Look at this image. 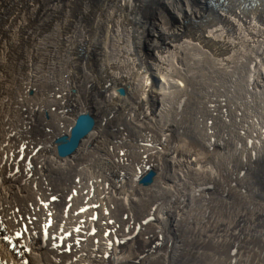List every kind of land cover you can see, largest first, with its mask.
Masks as SVG:
<instances>
[{
	"label": "bare ground",
	"instance_id": "6f19581e",
	"mask_svg": "<svg viewBox=\"0 0 264 264\" xmlns=\"http://www.w3.org/2000/svg\"><path fill=\"white\" fill-rule=\"evenodd\" d=\"M158 1L0 0V220L23 229L27 246L13 257L0 241L6 264H264V20L229 10L202 21L210 0H187L185 12L163 0L186 22L176 32L157 18ZM227 17L240 32L246 21L244 36L232 40ZM227 42L234 48L221 56ZM219 83L245 86L249 113L228 129L218 121L214 142L199 136L196 158L181 147L167 157L160 142L135 145L105 127L106 105L139 107L160 124L181 88ZM87 111L95 130L57 159L53 141ZM150 162L160 174L145 187L137 176ZM192 162L197 174L179 182Z\"/></svg>",
	"mask_w": 264,
	"mask_h": 264
},
{
	"label": "rangeland",
	"instance_id": "374dc122",
	"mask_svg": "<svg viewBox=\"0 0 264 264\" xmlns=\"http://www.w3.org/2000/svg\"><path fill=\"white\" fill-rule=\"evenodd\" d=\"M194 1H195V3H194ZM205 0H190L189 1V3L191 2V3H193L194 5H197V6H203V2H204ZM186 3H187V0H174V4H176L178 7H177V9L178 10H180V11H182V12H185V10H186V7L188 6V3H187V5H186ZM156 6H157V9H156V11H157V13H156V15H157V18H158V12H159V14L161 13L162 15H164L166 18H167V20L169 21V23L173 26V27H178L179 26V28L177 29V30H172V31H176V32H178L179 30H181V24L182 23H186V22H181V18L177 15V13L174 11V9L172 8V7H170V5H167V4H165V2L163 3V0H159L155 5H154V7L156 8ZM184 9V10H183ZM200 10V9H199ZM199 10H197V12L199 11ZM174 11V12H173ZM155 15V16H156ZM163 18V17H162ZM215 19V21L217 22V20H216V18H214ZM162 20V19H161ZM196 22H198V21H196ZM99 36H101V35H99L98 34V36L97 37H99ZM150 45V44H149ZM151 48V47H150ZM149 47H148V49H150ZM91 50H94L93 48L91 49ZM94 51H97V49H95ZM80 53H82V51L80 50L79 51ZM185 247L187 248L188 247V245H187V243H186V245H185Z\"/></svg>",
	"mask_w": 264,
	"mask_h": 264
},
{
	"label": "water",
	"instance_id": "95a60500",
	"mask_svg": "<svg viewBox=\"0 0 264 264\" xmlns=\"http://www.w3.org/2000/svg\"><path fill=\"white\" fill-rule=\"evenodd\" d=\"M77 119H78V124L73 130V133L76 134L74 138L87 134L93 126V122L91 121L89 116L80 115L78 116Z\"/></svg>",
	"mask_w": 264,
	"mask_h": 264
},
{
	"label": "snow or ice",
	"instance_id": "6c2138e0",
	"mask_svg": "<svg viewBox=\"0 0 264 264\" xmlns=\"http://www.w3.org/2000/svg\"><path fill=\"white\" fill-rule=\"evenodd\" d=\"M53 199H55V198H53ZM77 231H79V229H77ZM18 235H19V233H18ZM5 239H7V237H5Z\"/></svg>",
	"mask_w": 264,
	"mask_h": 264
}]
</instances>
